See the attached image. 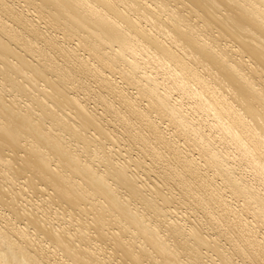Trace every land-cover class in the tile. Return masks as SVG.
I'll use <instances>...</instances> for the list:
<instances>
[{
  "label": "bare ground",
  "instance_id": "obj_1",
  "mask_svg": "<svg viewBox=\"0 0 264 264\" xmlns=\"http://www.w3.org/2000/svg\"><path fill=\"white\" fill-rule=\"evenodd\" d=\"M0 264H264V0H0Z\"/></svg>",
  "mask_w": 264,
  "mask_h": 264
},
{
  "label": "rangeland",
  "instance_id": "obj_2",
  "mask_svg": "<svg viewBox=\"0 0 264 264\" xmlns=\"http://www.w3.org/2000/svg\"><path fill=\"white\" fill-rule=\"evenodd\" d=\"M131 92H133V91H131ZM133 93H134V92H133ZM166 123H167V122H166ZM121 153H122V152H121ZM132 168H134V167H132ZM138 176H139V175H138ZM142 178H144V177L142 176ZM179 210H180V211H179ZM178 211H179L180 213L182 212L181 215H185V214L187 215V214L189 213V212L187 213V210H186V208H184V207H180V208L177 209V215L179 214V216H181L180 213H179ZM22 222H23V221H22ZM54 223L57 224V221L54 220V221H53V224H54ZM55 224H54V225H55Z\"/></svg>",
  "mask_w": 264,
  "mask_h": 264
}]
</instances>
